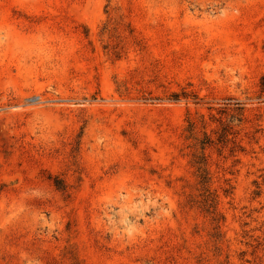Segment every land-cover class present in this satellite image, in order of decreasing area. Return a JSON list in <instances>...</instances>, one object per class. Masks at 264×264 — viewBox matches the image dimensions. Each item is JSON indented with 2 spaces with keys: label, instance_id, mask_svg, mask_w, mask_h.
I'll return each mask as SVG.
<instances>
[{
  "label": "rangeland",
  "instance_id": "1",
  "mask_svg": "<svg viewBox=\"0 0 264 264\" xmlns=\"http://www.w3.org/2000/svg\"><path fill=\"white\" fill-rule=\"evenodd\" d=\"M263 75L264 0H0V264H264Z\"/></svg>",
  "mask_w": 264,
  "mask_h": 264
},
{
  "label": "trees",
  "instance_id": "2",
  "mask_svg": "<svg viewBox=\"0 0 264 264\" xmlns=\"http://www.w3.org/2000/svg\"><path fill=\"white\" fill-rule=\"evenodd\" d=\"M260 91L264 92V75L260 79ZM205 144H209L208 141H204V140L200 141V149H201V151L204 150ZM205 160H206V158H205L204 152L198 153V154L195 155L194 165L197 168L199 184L203 187V189L205 191H209V189H208L209 175H208V171H207V168H206ZM214 214L215 213L213 212V215ZM213 220H217L216 216H213Z\"/></svg>",
  "mask_w": 264,
  "mask_h": 264
}]
</instances>
